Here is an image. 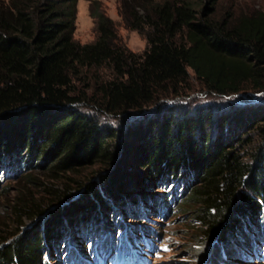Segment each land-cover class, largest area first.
Returning <instances> with one entry per match:
<instances>
[{"label":"trees","instance_id":"1","mask_svg":"<svg viewBox=\"0 0 264 264\" xmlns=\"http://www.w3.org/2000/svg\"><path fill=\"white\" fill-rule=\"evenodd\" d=\"M214 1L120 0L125 24L145 37L134 53L97 6L96 37L79 43L76 0H0V177L33 162L51 180L24 177L5 215L10 227L0 228V264L75 258L84 234L118 226L111 202L131 218L140 205L192 214L196 264H217L235 236L264 225V12L214 18ZM188 70L220 100L260 95L167 103L190 90L181 91ZM92 162L101 164L93 180L65 176Z\"/></svg>","mask_w":264,"mask_h":264},{"label":"rangeland","instance_id":"2","mask_svg":"<svg viewBox=\"0 0 264 264\" xmlns=\"http://www.w3.org/2000/svg\"><path fill=\"white\" fill-rule=\"evenodd\" d=\"M119 1L120 0H76L74 29L72 33L73 39L79 43H88L93 41L96 37L94 17L89 15L90 5H93L97 6L99 9L98 11L112 21V26L114 28L118 44L125 47L131 52L140 53L145 47V37L143 33L131 29L125 24L119 12ZM208 6L210 7L211 11L210 15L214 18L221 17L226 13L234 16L239 13H253L255 11L264 12V0H215L214 2L209 3ZM188 72L190 77L187 84L183 86L184 89H182L181 91L185 90L186 88H189L190 90L185 91L183 95L166 99L165 101H167V103L174 102L181 105L187 104L190 107L199 106L204 103H214L215 105L225 103H230L233 105L234 103L235 105L238 103H244L242 101H245L247 99H249V101H256L257 97L260 95L254 94L252 92H242L239 94L224 97L222 98V100H220L213 94L204 91L198 81L195 80L193 73L190 70H188ZM80 87V85H77V88ZM160 101H162V99ZM152 108L153 107L150 106L143 112L149 114V111ZM124 117L125 118H123V121H120L122 125L132 117V114L126 115ZM108 122L110 125H112L111 121ZM118 122L119 121H115L114 124ZM115 126H117V124ZM21 153L22 152L20 151V154ZM128 160L131 163L130 165L133 166L134 164L130 161V158H128ZM47 163L48 161H44L42 163V166L48 165ZM30 164L31 166L28 165V167H24V169L19 168L17 173H15L14 175L7 173L0 177V228L5 226L10 227L11 222L6 219L5 215L6 213L8 214V206L11 204L14 195L16 194L18 189L23 186L24 177L30 174V177L36 179L35 181L51 183V180L47 179L48 173L46 172L44 167H35V165H33V162H31ZM97 169H101V164L92 162L88 165H83L76 169L74 168V170H71L70 173H65V176L73 179H78L81 176H84L88 180H93L96 176L95 171ZM52 183L55 185L58 184L57 186L59 187V183H56L55 181H53ZM60 183H65V179L63 178L62 180H60ZM27 187H29L30 191L34 193L36 192L37 194L43 193L44 191L43 188H38L35 186ZM158 190L159 189H154L150 193H157ZM77 192L75 191V193L72 194L75 195ZM184 194H182V196L179 198V201L183 199V197L185 196ZM42 198H44L43 195ZM106 203L108 202L106 201ZM176 205L180 206V202H177ZM114 206L115 205H113V207ZM176 207L177 206L173 207V209H171L165 215L159 216L157 214H154L151 210L147 209L148 206L140 205L136 210H138V212L142 215L139 218H131L132 216L123 214L122 206H115L111 210H108V217L111 218L110 216H112L111 214L113 213V210H115L114 212L116 215H123V221L127 223L126 227L128 229V232L131 233L132 231H136L133 228L137 226L141 227V234H149L146 237V240L150 243L151 247L149 249V253L146 255V258L148 259L147 264H196V261H193V259L190 258V253L188 250V246L192 247L191 245L192 243H194L193 237L196 233L194 232L195 230L192 225L195 222H192V214L183 213L182 210L177 211ZM97 211H99V209ZM30 223L31 221L24 220L23 230L26 229L30 225ZM109 229L110 230H107L106 228L101 227V229L98 231L99 238L94 239L93 243L95 244L99 242L98 244H101L102 239L107 238L111 240L110 242L112 243V245H114V241H116L115 238L118 237L120 239L118 233L121 228L119 227L116 231H112L111 228ZM235 238L239 241H242L240 237L235 236ZM80 244L82 243H79V245ZM229 244L236 251H240V249H238V247H240L238 243H232L231 241H229ZM106 250L107 247L103 250V252H106ZM106 254V258L109 256L110 264L119 263L117 257H112V255H114L113 249L108 250L105 255ZM55 261V258H53L52 256L49 262L50 264H57V262ZM243 263L248 264V262L246 261H243Z\"/></svg>","mask_w":264,"mask_h":264}]
</instances>
